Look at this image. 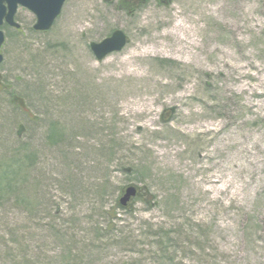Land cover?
Wrapping results in <instances>:
<instances>
[{
	"label": "rangeland",
	"instance_id": "374dc122",
	"mask_svg": "<svg viewBox=\"0 0 264 264\" xmlns=\"http://www.w3.org/2000/svg\"><path fill=\"white\" fill-rule=\"evenodd\" d=\"M159 1L65 0L45 32L18 9L0 264H264V0ZM127 184L145 193L125 208Z\"/></svg>",
	"mask_w": 264,
	"mask_h": 264
},
{
	"label": "water",
	"instance_id": "95a60500",
	"mask_svg": "<svg viewBox=\"0 0 264 264\" xmlns=\"http://www.w3.org/2000/svg\"><path fill=\"white\" fill-rule=\"evenodd\" d=\"M65 0H0V25L2 18L5 16L6 21L18 27L13 21V15L19 6L25 7L33 12L36 16V23L33 28L39 31L48 30L53 24L56 17L60 14L62 5ZM6 3V5L3 4ZM7 11V12H6ZM4 40L3 32L0 30V47ZM127 37L120 29L114 30L109 36L99 42H91L89 47L97 60H102L108 54L120 51L127 43ZM2 55L0 54V62ZM139 187L128 184L121 189L119 203L122 206L130 205L133 198L139 195Z\"/></svg>",
	"mask_w": 264,
	"mask_h": 264
},
{
	"label": "flooded vegetation",
	"instance_id": "af4514ba",
	"mask_svg": "<svg viewBox=\"0 0 264 264\" xmlns=\"http://www.w3.org/2000/svg\"><path fill=\"white\" fill-rule=\"evenodd\" d=\"M145 1H147V0H119V7L121 8V7H123L124 9H126L127 10V12L128 13H131V12H133L136 8H138L139 6H141L142 4L141 3H144ZM159 1V0H158ZM160 2V1H159ZM158 2V4H160ZM3 4L4 5H6V3L5 2H3ZM64 4V3H63ZM20 7H22V6H19L18 5V7L16 8V11H15V13H14V15H13V21L18 25V27H16V26H14V25H11V24H9L7 21H6V19H5V16H3V18H2V23H1V25H0V30L3 32V36H4V40H3V42H2V44H1V47H0V54L2 55V61H3V53H2V49H3V45H4V43H5V40L7 39V29H12V30H14L16 33H18V32H20L21 31V24H20V22L17 20V12H18V9L20 8ZM62 7H63V5H62ZM22 8H25V7H22ZM25 9H27V8H25ZM62 9V8H61ZM27 10H29V9H27ZM30 11V10H29ZM7 12V11H6ZM31 12V11H30ZM33 13V12H32ZM60 13H61V11H60ZM34 14V13H33ZM34 16H35V14H34ZM59 16V15H58ZM57 16V17H58ZM56 17V18H57ZM36 23V16H35V21H34V23H33V25H32V28H33V26H34V24ZM33 30H35L34 28H33ZM49 30V29H48ZM35 31H39V30H35ZM47 31V30H46ZM40 32H45V31H40ZM2 61H1V63H2ZM0 63V64H1ZM2 82L0 81V89H3V87H2Z\"/></svg>",
	"mask_w": 264,
	"mask_h": 264
},
{
	"label": "trees",
	"instance_id": "16d2710c",
	"mask_svg": "<svg viewBox=\"0 0 264 264\" xmlns=\"http://www.w3.org/2000/svg\"><path fill=\"white\" fill-rule=\"evenodd\" d=\"M54 135H57V132L52 130L50 136L53 137ZM140 188H141V192L145 193L144 188H143V187H140ZM120 189H121V188H120ZM119 192H120V190H119ZM137 198H141V197L139 196V197H137ZM118 200H119V198H117V201H116V202H117V204L119 205ZM119 206H120V205H119ZM120 207H121V206H120Z\"/></svg>",
	"mask_w": 264,
	"mask_h": 264
}]
</instances>
